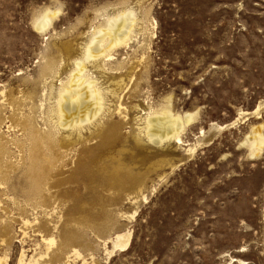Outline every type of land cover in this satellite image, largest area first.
Returning a JSON list of instances; mask_svg holds the SVG:
<instances>
[{"label":"rangeland","instance_id":"obj_1","mask_svg":"<svg viewBox=\"0 0 264 264\" xmlns=\"http://www.w3.org/2000/svg\"><path fill=\"white\" fill-rule=\"evenodd\" d=\"M127 7L132 39L85 61L105 115L54 128L43 90ZM262 101L264 0H0V264H264ZM165 108L182 145L144 136Z\"/></svg>","mask_w":264,"mask_h":264},{"label":"bare ground","instance_id":"obj_2","mask_svg":"<svg viewBox=\"0 0 264 264\" xmlns=\"http://www.w3.org/2000/svg\"><path fill=\"white\" fill-rule=\"evenodd\" d=\"M51 18V15L45 12L34 21V27L39 31H44L49 25ZM136 21L137 17L133 7H127L109 16L104 25L95 30L89 41L85 44L83 55L80 58L78 57V60L74 62L75 67L70 73V76H67L66 80L60 79L58 86L51 84L49 90H43L44 93L42 95L46 96V98L48 97L49 101L53 99L48 105L49 117H46L51 122L55 118L52 122L54 128L62 130L82 128L81 125L84 122H92L93 120L101 119L105 115V96L103 89L88 74L85 61L89 59H101L102 61L104 57L108 56V52L112 48L115 49L116 46L130 41ZM47 73H52V75L55 73L52 62L46 64L43 69V76ZM44 80L46 81V78ZM44 105L45 103L41 101L40 107L42 108ZM263 107L264 101L259 102L253 112L259 114ZM193 120L194 115L191 112L175 114L170 109L165 108L161 113H157L156 111L147 112L142 131L149 142L157 145H162L167 142L174 143L178 146L183 144L180 134L181 131ZM223 126L219 127L222 128ZM263 143L264 135L256 130L253 141V144L257 146L255 149L260 150L261 146L264 145ZM193 149L195 148H188L191 152ZM53 243L54 238H49V247ZM126 246L127 240L124 237L118 248L125 250ZM115 249L116 244H113V249L109 250V254H112ZM73 255L79 257L81 253L77 248H72L68 258Z\"/></svg>","mask_w":264,"mask_h":264}]
</instances>
